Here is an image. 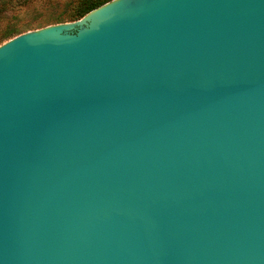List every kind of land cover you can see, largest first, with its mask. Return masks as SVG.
Listing matches in <instances>:
<instances>
[{"label": "water", "instance_id": "water-1", "mask_svg": "<svg viewBox=\"0 0 264 264\" xmlns=\"http://www.w3.org/2000/svg\"><path fill=\"white\" fill-rule=\"evenodd\" d=\"M0 264H264V0L0 44Z\"/></svg>", "mask_w": 264, "mask_h": 264}, {"label": "trees", "instance_id": "trees-1", "mask_svg": "<svg viewBox=\"0 0 264 264\" xmlns=\"http://www.w3.org/2000/svg\"><path fill=\"white\" fill-rule=\"evenodd\" d=\"M109 1L111 0H0V44L31 29L77 21ZM38 2L56 8L62 2V11L50 16V20L43 23L25 22L23 14Z\"/></svg>", "mask_w": 264, "mask_h": 264}, {"label": "rangeland", "instance_id": "rangeland-1", "mask_svg": "<svg viewBox=\"0 0 264 264\" xmlns=\"http://www.w3.org/2000/svg\"><path fill=\"white\" fill-rule=\"evenodd\" d=\"M62 6H63L62 2H59L57 8L52 7L48 4L38 2L34 5H31L30 8H28L25 11V13L23 14V16H24L23 20L25 22L43 23L44 21L50 20V16L53 17L52 15H55L56 13H59L60 11H62ZM72 22H74V21H72ZM65 23H69V22H65ZM49 25H52V24H49ZM41 28H43V27H41ZM37 29H40V28L31 29L29 31H35ZM29 31H27V32H29Z\"/></svg>", "mask_w": 264, "mask_h": 264}]
</instances>
